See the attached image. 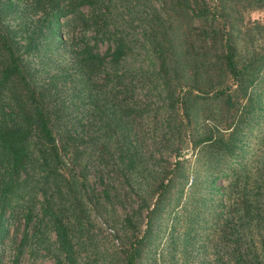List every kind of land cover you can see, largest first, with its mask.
<instances>
[{
    "label": "rangeland",
    "instance_id": "obj_1",
    "mask_svg": "<svg viewBox=\"0 0 264 264\" xmlns=\"http://www.w3.org/2000/svg\"><path fill=\"white\" fill-rule=\"evenodd\" d=\"M201 1L205 3L204 8L211 10L213 22L194 19L189 25H181V30L191 33L194 46L198 45L194 34L199 29L205 27L209 38L211 33L207 29L215 28V33L220 30L229 36L232 34L243 62L264 59V0ZM201 1L189 0L191 8L196 2L197 8L203 9ZM28 2L0 0L1 24L15 39L26 37L33 24L35 16L30 14ZM155 12L169 16V20L172 17V12L166 10L165 0L123 1L114 5L110 15H114L111 18L116 19L113 22L118 28L140 45L145 37L142 30L146 18ZM111 25L108 30H112ZM171 26L170 32L175 38L179 27ZM207 38L203 43L205 48L197 52L209 58L203 61L208 66L196 69L201 77H216L214 56L220 50ZM97 40V52L103 55L108 43ZM134 48L114 70L110 71L112 67L106 65L88 83L74 53L76 46L46 49L26 58L34 81L43 86L48 82L50 91H56L54 96L62 97L60 111L66 116L58 120V130H55L62 134L64 130L74 132L76 140L69 146L76 159L59 193L51 181L45 184L36 181L42 173H34L10 193L0 194V264H125L130 242L139 239L146 227L144 218L148 208L146 203L140 202V196L146 192L142 190L153 185L150 181L153 171H168L174 159L180 156L193 160L196 151H191L183 134L191 132L192 126V132L196 133L208 110L215 109L218 131L223 138L231 133L228 138L246 146L252 124L247 121L246 113L241 131L220 129L225 122L235 123L243 110L246 112L241 106L229 111L216 102H204L192 110L189 125L181 114V106L172 102L177 93L173 82L189 81L193 73L192 60L187 59V65L182 68L180 64L182 70L178 79L169 71V83L162 87V76L157 74L158 58L147 45ZM107 59L105 55L103 61ZM106 72L110 77L126 73L122 81L126 84L132 79V93L124 94L119 77L107 81ZM256 96L264 99V88H260ZM125 101L135 104L133 107L139 111L127 117ZM4 112L6 107L0 96V117ZM250 114L264 121V107ZM127 122L128 136L125 135ZM244 149L247 151L246 147ZM130 152L131 161L127 164L126 155ZM206 153L208 155L209 151ZM209 155L212 156V152ZM224 161L233 160L225 157ZM229 165L222 166V172H229ZM261 173H264L263 168ZM262 174L254 176L258 186L247 184L249 195L264 190ZM228 181L229 176H225L217 178L215 184L226 186ZM54 222L64 228V246L56 237ZM207 228L201 208L195 205L182 203L172 211L169 206L161 208L152 219L150 231L144 234L147 242L136 264H233L240 253L235 238L240 231L228 225L207 240L205 237L210 231Z\"/></svg>",
    "mask_w": 264,
    "mask_h": 264
},
{
    "label": "trees",
    "instance_id": "obj_2",
    "mask_svg": "<svg viewBox=\"0 0 264 264\" xmlns=\"http://www.w3.org/2000/svg\"><path fill=\"white\" fill-rule=\"evenodd\" d=\"M123 1L129 0H29L30 14L35 18L28 35L17 39L4 31L0 12V96L6 107V112L0 117V194L10 193L34 173H42L36 181L43 184L51 181L59 193L66 182V175L75 165L76 156L69 146L72 140H76L74 132L64 130L62 134L56 131L58 120L66 116L60 111L62 97L54 96L56 91H50L48 82L43 86L34 81L26 58L46 49L53 51L59 46H76L74 53L88 83L106 65L112 67L110 71L114 70L132 53L135 45L136 48L147 45L158 58L157 74L162 76V87L169 83V71L178 79L187 59L192 60L190 65L194 68L189 81L184 84L173 82L172 85L177 87L172 102L181 106V114L187 124L190 125L192 110L204 102H216L229 111L240 106L245 109L246 112L243 110L235 123L230 120L223 124L220 129L224 131H241L245 113L247 121L252 124L247 132L249 141L246 146L239 145V140L228 138L229 132L228 137L223 138L218 131L215 109L208 110L196 133L192 132V126L191 132L183 134L191 151H196L193 160L180 156L182 158L174 159L168 171H153L150 176L153 185L142 190L146 192L140 196V202L146 203L148 208L144 218L146 227L139 239L130 242L125 264H136L147 242L144 234L150 231L152 219L159 210L169 206V211H172L182 203L201 208V215L210 230L205 237L207 240L213 238L217 230L228 225L236 226L240 231L235 236L240 253L233 264H264V190L249 195L247 187L248 183L258 186L254 176H261L264 169V121L256 114H250L264 107V99L256 96L258 90L264 88V59L243 62L232 34L229 36L220 30L215 33V28L207 29L211 33L209 38L205 27L199 29L194 34L198 45L194 46L191 33L181 30L183 23L189 25L194 19L212 23L214 19L209 7L204 8L205 3L201 0L203 9L197 8L196 2L191 8L189 0H165L166 10L172 12V17L169 20V16L164 17L159 12L148 16L142 30L145 37L137 45L113 22L116 20L111 18L114 15H110L114 5ZM110 24L112 30H108ZM171 25L179 27L175 38L170 32L173 29ZM97 38L108 43L103 55L97 52ZM206 38L220 50L214 56L216 77H201L196 69L208 66L203 61H209V58L197 52L205 48ZM105 55L108 59L104 62ZM105 76L107 81L119 77L122 85V79L127 75L123 72L110 77L106 72ZM131 81L123 84L126 95L132 93L134 85ZM124 105L127 117L139 111L133 103L129 105L125 101ZM126 125L125 135L128 136L129 122ZM202 150L205 153L209 151V154L212 152V156ZM125 151L128 152V146ZM131 155L132 152L126 155L127 164ZM225 157L233 161H224ZM227 164H230V171L222 172V166ZM225 176H229L226 186L215 184L217 178ZM54 229L64 246V228L56 223Z\"/></svg>",
    "mask_w": 264,
    "mask_h": 264
}]
</instances>
